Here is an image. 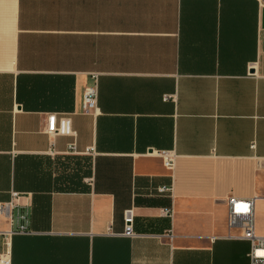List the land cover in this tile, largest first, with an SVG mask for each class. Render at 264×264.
I'll list each match as a JSON object with an SVG mask.
<instances>
[{
    "label": "crops",
    "instance_id": "1",
    "mask_svg": "<svg viewBox=\"0 0 264 264\" xmlns=\"http://www.w3.org/2000/svg\"><path fill=\"white\" fill-rule=\"evenodd\" d=\"M228 196L264 200V0H0V264H249Z\"/></svg>",
    "mask_w": 264,
    "mask_h": 264
},
{
    "label": "built area",
    "instance_id": "2",
    "mask_svg": "<svg viewBox=\"0 0 264 264\" xmlns=\"http://www.w3.org/2000/svg\"><path fill=\"white\" fill-rule=\"evenodd\" d=\"M97 85L96 81L93 84L87 86L82 96V112L91 113L96 109L97 102ZM45 131L48 135L53 136L56 134L66 135L69 134V119L61 117L58 121L55 119L54 114H49L46 117ZM51 148L53 142H51ZM52 150V149H51ZM70 150L74 151L75 146L71 145ZM88 151V150H87ZM162 158L163 165L167 168H172L174 164L173 156L159 152L157 153ZM170 188L167 186L159 187V192L168 191ZM12 197H16V192L11 193ZM258 196L251 197L249 199H238L234 196H228L225 202L228 207V226L231 228H237L240 230L237 238L247 240L250 243V250L248 253L249 264H264V236H258L255 233V202ZM9 204L0 205V213L4 215L9 214ZM164 213L171 215L170 208H165ZM28 212L26 210H17L13 217L14 228L13 232L26 233L28 229ZM124 229L122 234L127 237L136 236V232L133 229V216L130 210H126L123 214ZM169 239L171 236H168Z\"/></svg>",
    "mask_w": 264,
    "mask_h": 264
},
{
    "label": "rangeland",
    "instance_id": "3",
    "mask_svg": "<svg viewBox=\"0 0 264 264\" xmlns=\"http://www.w3.org/2000/svg\"><path fill=\"white\" fill-rule=\"evenodd\" d=\"M255 225H259L264 232V200H261L256 204Z\"/></svg>",
    "mask_w": 264,
    "mask_h": 264
}]
</instances>
